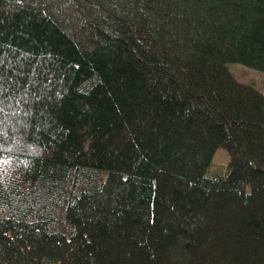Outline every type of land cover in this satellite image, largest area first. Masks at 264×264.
<instances>
[{"label":"trees","instance_id":"obj_1","mask_svg":"<svg viewBox=\"0 0 264 264\" xmlns=\"http://www.w3.org/2000/svg\"><path fill=\"white\" fill-rule=\"evenodd\" d=\"M230 63L264 71V0H0V264H264Z\"/></svg>","mask_w":264,"mask_h":264},{"label":"rangeland","instance_id":"obj_2","mask_svg":"<svg viewBox=\"0 0 264 264\" xmlns=\"http://www.w3.org/2000/svg\"><path fill=\"white\" fill-rule=\"evenodd\" d=\"M229 66L239 80L252 83L264 92V71L242 63H230ZM229 162V152L225 148H219L213 157V168L216 169L220 165L227 166Z\"/></svg>","mask_w":264,"mask_h":264},{"label":"clouds","instance_id":"obj_3","mask_svg":"<svg viewBox=\"0 0 264 264\" xmlns=\"http://www.w3.org/2000/svg\"><path fill=\"white\" fill-rule=\"evenodd\" d=\"M0 179H3V177H2V176H0Z\"/></svg>","mask_w":264,"mask_h":264}]
</instances>
